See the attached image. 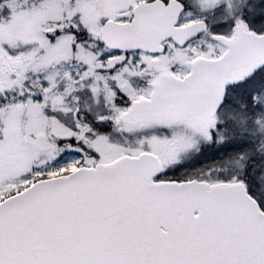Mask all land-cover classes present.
Instances as JSON below:
<instances>
[{"label":"snow or ice","instance_id":"6c2138e0","mask_svg":"<svg viewBox=\"0 0 264 264\" xmlns=\"http://www.w3.org/2000/svg\"><path fill=\"white\" fill-rule=\"evenodd\" d=\"M0 264H264V0H0Z\"/></svg>","mask_w":264,"mask_h":264}]
</instances>
